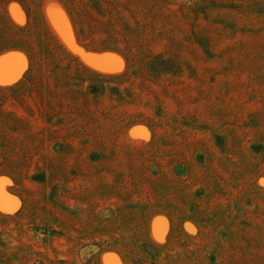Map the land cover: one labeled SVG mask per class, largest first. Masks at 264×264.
I'll return each mask as SVG.
<instances>
[{"label":"rangeland","instance_id":"1","mask_svg":"<svg viewBox=\"0 0 264 264\" xmlns=\"http://www.w3.org/2000/svg\"><path fill=\"white\" fill-rule=\"evenodd\" d=\"M67 3L0 0V264H264V0Z\"/></svg>","mask_w":264,"mask_h":264},{"label":"trees","instance_id":"2","mask_svg":"<svg viewBox=\"0 0 264 264\" xmlns=\"http://www.w3.org/2000/svg\"><path fill=\"white\" fill-rule=\"evenodd\" d=\"M62 1L65 2L68 5L67 0H62ZM2 21H3V24L5 26L6 32L9 35V39L6 42L7 43H11V44H9L6 47L0 49V54L4 53L6 51H11V50L21 51V52H23L27 56V58L29 60V63H30V69H29L28 75L26 76L27 78H25L24 81L22 80L19 83L13 85V86L3 87V88H0V89H3V90H16V89L21 88V87L28 88L30 86V84H32L34 82V80L35 81L38 80V83H40V80L42 79V76L44 77L45 76L44 74H46V70L44 68V62H43V59L44 58H42V56L37 53V47H36V45H37V42H39V41L32 34H30L29 31H25V32H21L23 30L17 31V29H15L14 27H12V24L8 21L7 18L4 17L2 19ZM39 22H40V26H41V39L43 40L44 43L47 44V46L49 47V49H51L53 52H55L56 54L59 55V50L57 48V43L54 41L53 37L51 36V34L49 33V31L47 30V28L45 26V23L42 20V18H40V16H39ZM20 33H27V34H20ZM22 39H24V41H22ZM32 88H35V86L32 87ZM65 88H70L69 83H67V85L65 86ZM43 89L46 90V89H49V88H43ZM45 97H46V95H45ZM45 99H46V102L48 103L47 98H45ZM23 119L22 118H19L18 120H23ZM160 176H163V175L162 174H159V177ZM177 176L180 177V176H182V174L181 173L180 174H177ZM170 178L173 180L172 182L174 184H178L179 185L178 182H175V181H177L176 179H174L172 177H170ZM149 182L151 184H154V183L155 184L158 183V185L161 184L160 178L159 179L153 178L152 180H150V178H149ZM107 188L110 189V188H112V186L109 185V184H107ZM183 190H184V192L183 193H180V194L184 197L185 203H186L187 207H189V205H193L190 202L195 197H193L192 193H190L188 191V189L184 188ZM196 193L197 192H195V194ZM177 195H179V194H177ZM181 205L184 206L183 204H181ZM122 212H124V209H123ZM157 214L158 213H155V215H157ZM140 215L141 214L135 215L134 217L138 218V216H140ZM171 217L173 219H177L175 216H173V212L171 213ZM115 249H116V252L117 251L122 252V254H123V256L125 258H127L126 256H129V255H131V257H132V253L131 254H130V252L128 253L127 252L128 250L125 249V248H115ZM139 257H140V254H137L136 257H135L136 260L138 259V261H139ZM133 264H136V263L133 262Z\"/></svg>","mask_w":264,"mask_h":264},{"label":"water","instance_id":"3","mask_svg":"<svg viewBox=\"0 0 264 264\" xmlns=\"http://www.w3.org/2000/svg\"><path fill=\"white\" fill-rule=\"evenodd\" d=\"M67 24L63 21V26L60 28L61 34L62 32L66 34L67 32ZM66 31V32H65ZM62 37L65 39V35L62 34ZM23 52L21 51H9L0 56V70L3 68H7L4 73L0 72V78L5 75H12L17 71L18 66L23 63L24 57L22 55ZM2 186V184L0 185ZM0 208L2 209L3 206L0 204Z\"/></svg>","mask_w":264,"mask_h":264}]
</instances>
